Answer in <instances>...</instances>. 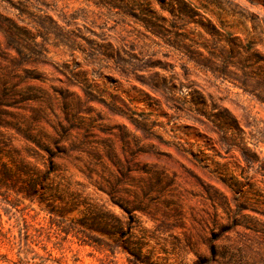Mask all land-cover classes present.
Returning a JSON list of instances; mask_svg holds the SVG:
<instances>
[{
	"label": "rangeland",
	"instance_id": "1",
	"mask_svg": "<svg viewBox=\"0 0 264 264\" xmlns=\"http://www.w3.org/2000/svg\"><path fill=\"white\" fill-rule=\"evenodd\" d=\"M191 1L264 56V0ZM152 7L163 35L86 0H56L48 13L62 33L83 37L78 47L50 35L42 63L24 69L0 58V91L9 94L0 106L1 160L42 172L60 124L71 126L54 160L58 211L0 189V264H131L121 247L89 244L112 237L71 222L95 208L124 226L125 208L133 209V234H145L143 251L158 264H201L211 246L228 255L202 264H264V83L258 97L197 66L169 44L176 31L204 55L211 40L216 53L224 41L193 22L170 28L167 5ZM61 12L78 18L67 25ZM133 55L150 65L137 67ZM180 90L184 104L175 101ZM128 108L148 118L149 133ZM222 223L231 227L217 238Z\"/></svg>",
	"mask_w": 264,
	"mask_h": 264
},
{
	"label": "trees",
	"instance_id": "2",
	"mask_svg": "<svg viewBox=\"0 0 264 264\" xmlns=\"http://www.w3.org/2000/svg\"><path fill=\"white\" fill-rule=\"evenodd\" d=\"M91 2L95 7L107 8L109 10H116L122 15L132 16L140 21L143 27L152 35H163L164 27L161 24L162 18L156 13L152 7V2L166 4L169 8L173 18L170 22V28L177 29L179 25L195 23L203 25L206 33L210 34L217 40L224 41V45H220L216 53L214 46L216 42L211 40V48H207L208 55H204L198 47L191 42V39H181V32L176 31L173 39H169L170 45H176L197 66L207 67L218 78L231 82L233 85L241 88L243 91L253 94L255 96L262 95L259 91L260 85L264 83V68L259 66V61H264V56L256 51L250 44L237 42L236 38L232 36L223 26L214 23L205 11H202L199 6L191 0H86ZM49 9H56V0H0V58L8 60L14 67H22L30 64H38L45 61L47 55L46 43L50 40V35H54L55 44L67 45L70 49L78 47V37H83L71 30L68 33H62L61 27L58 26L57 21L51 14ZM60 17L69 25L78 16L71 13L69 17L62 13ZM183 22V23H182ZM181 23V24H179ZM180 27V26H179ZM38 37L40 39H38ZM228 47L227 49L225 47ZM239 47V52L235 48ZM137 60V67L149 66L150 62L145 60L143 55H133ZM253 60V62L251 61ZM250 61L252 63H250ZM253 64H256L257 70H252ZM158 87V86H154ZM88 91V90H87ZM88 97L90 94L87 92ZM9 94L4 87L0 91V106L6 105V97ZM186 95L180 90V95L176 97V102L184 104L186 102ZM129 109V108H128ZM132 120L141 126L143 133H149L148 118L142 117L138 120L134 117V110L129 109ZM134 117V118H133ZM67 118V116H66ZM136 124V125H137ZM153 125V124H152ZM71 126L60 124V131L54 137V148L46 149L48 160L45 164L44 171L38 172L33 170L30 172L28 164L21 163L20 166L9 164L0 159V189L4 188L5 192H12L16 196L32 203H46V208L49 213H54L59 210L57 207V200H61L58 185L54 181L57 165L55 158L61 153H65L59 141L63 139ZM244 156L249 160L247 154ZM2 193H0L1 195ZM133 209L128 213V223L124 226L118 217L112 213H108L102 209H92L86 213L83 218L71 221L74 225H80L75 228H80V232H84V228L96 229L106 233L112 237V241L89 243L95 247H103L111 253H115L119 247L129 256L127 261L131 264H158L153 261L149 253L144 252L143 248L147 245L144 241L145 234H133L134 216ZM232 224V223H231ZM230 224L222 223L219 225V232L216 235L219 238L229 228ZM70 230L65 232L69 233ZM211 243V242H210ZM210 257L202 260V263H209L217 256L225 257L228 255V249L223 246L218 249L216 246L210 247ZM235 255H229L233 258ZM201 260V258H198ZM215 261V260H214ZM233 260H228L225 264H231ZM239 264V262H234Z\"/></svg>",
	"mask_w": 264,
	"mask_h": 264
}]
</instances>
